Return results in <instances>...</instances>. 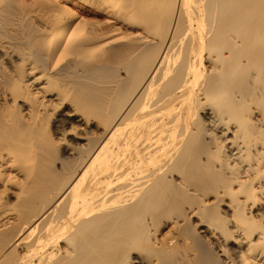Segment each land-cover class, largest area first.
Instances as JSON below:
<instances>
[{
  "label": "bare ground",
  "instance_id": "1",
  "mask_svg": "<svg viewBox=\"0 0 264 264\" xmlns=\"http://www.w3.org/2000/svg\"><path fill=\"white\" fill-rule=\"evenodd\" d=\"M0 264H264V0H0Z\"/></svg>",
  "mask_w": 264,
  "mask_h": 264
}]
</instances>
